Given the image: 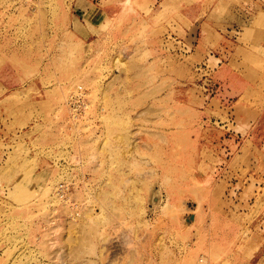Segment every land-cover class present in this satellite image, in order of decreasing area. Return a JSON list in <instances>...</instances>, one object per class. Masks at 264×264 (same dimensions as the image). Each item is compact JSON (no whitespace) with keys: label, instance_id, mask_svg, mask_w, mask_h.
<instances>
[{"label":"rangeland","instance_id":"374dc122","mask_svg":"<svg viewBox=\"0 0 264 264\" xmlns=\"http://www.w3.org/2000/svg\"><path fill=\"white\" fill-rule=\"evenodd\" d=\"M263 47L264 0H0L38 123L0 148V264H264Z\"/></svg>","mask_w":264,"mask_h":264},{"label":"crops","instance_id":"0c3cea01","mask_svg":"<svg viewBox=\"0 0 264 264\" xmlns=\"http://www.w3.org/2000/svg\"><path fill=\"white\" fill-rule=\"evenodd\" d=\"M218 79H220L224 85H230L231 91L236 95L239 94L242 89L238 75L235 74L234 71H230L229 68L219 71ZM2 86L3 87L0 88V92L3 91L2 94L0 93V148L10 147V151H14L13 148L20 144H26L28 147V145H31L37 138L38 134L32 135V129H34L38 123L34 122V126H31L26 132L24 130L20 131V124L29 117L30 113L24 111L23 107L18 104V101L29 100L33 98L36 93H29V89L25 87L11 88L5 83H2ZM38 92L41 98L39 97L40 99H38L36 97L37 99H35V101L37 103L47 102L49 99L47 98L49 90L41 88L38 89ZM40 124L42 123L40 122ZM26 133H28L30 137L22 140L21 137ZM2 153L3 151L0 149V158L2 157Z\"/></svg>","mask_w":264,"mask_h":264},{"label":"built area","instance_id":"2783aa9c","mask_svg":"<svg viewBox=\"0 0 264 264\" xmlns=\"http://www.w3.org/2000/svg\"><path fill=\"white\" fill-rule=\"evenodd\" d=\"M179 43H181L184 53H189L191 51L190 47L192 46H190L189 44H183L181 41ZM86 103L85 90L83 89V87L79 86L74 92H72L69 99L72 118L76 120L82 116L84 111L87 109ZM69 192L70 184L67 182L60 183L55 190V199L58 201H63L67 198Z\"/></svg>","mask_w":264,"mask_h":264}]
</instances>
